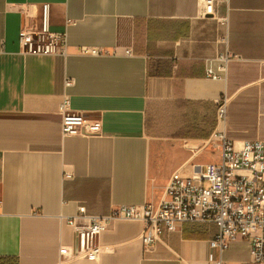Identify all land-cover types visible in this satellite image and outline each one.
I'll return each mask as SVG.
<instances>
[{
  "label": "crops",
  "instance_id": "crops-1",
  "mask_svg": "<svg viewBox=\"0 0 264 264\" xmlns=\"http://www.w3.org/2000/svg\"><path fill=\"white\" fill-rule=\"evenodd\" d=\"M43 5L66 56L20 46ZM65 97L101 135H62ZM219 131L237 147L264 142V0H217L213 16L200 0H0V264H256L249 241L221 255L217 226L198 223L146 249L142 224L119 221L97 259L75 256L66 219L80 206L158 203L174 173L218 160L205 143Z\"/></svg>",
  "mask_w": 264,
  "mask_h": 264
},
{
  "label": "built area",
  "instance_id": "built-area-1",
  "mask_svg": "<svg viewBox=\"0 0 264 264\" xmlns=\"http://www.w3.org/2000/svg\"><path fill=\"white\" fill-rule=\"evenodd\" d=\"M200 2L206 15L213 16L217 0ZM49 12L50 6L43 5L40 20L22 29L20 46L26 54L67 55V35L51 31ZM81 53L108 54L96 48H82ZM118 54L115 50L114 55ZM124 54L131 55L132 51L126 49ZM72 84L73 81L68 79L65 86ZM69 104L65 97L60 107L64 137L101 135L99 123L90 122L82 113L70 111ZM226 104V97L218 104L219 123L226 118ZM205 146L218 151V160L197 167L199 171L192 177L174 173L158 203L148 202L139 207L123 205L113 208L105 216L87 215L85 207L80 206L77 215L66 219L76 238L75 256L97 259L101 253L99 237L119 221L142 224L141 240L146 249L160 243L165 232L174 233L185 223H198L214 224L219 229L210 241L211 250L222 255L233 242L247 240L252 262L264 264V142H247L237 147L219 131L206 141ZM211 264L229 263L219 259L211 260Z\"/></svg>",
  "mask_w": 264,
  "mask_h": 264
}]
</instances>
